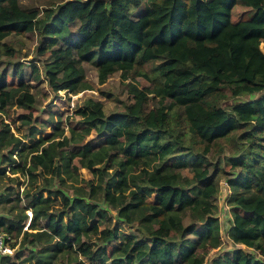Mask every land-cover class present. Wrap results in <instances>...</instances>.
<instances>
[{"label":"trees","instance_id":"1","mask_svg":"<svg viewBox=\"0 0 264 264\" xmlns=\"http://www.w3.org/2000/svg\"><path fill=\"white\" fill-rule=\"evenodd\" d=\"M236 5L250 16L232 19ZM25 32L47 52L53 91L91 89L87 61L99 83L119 71L132 100L105 113L88 96L76 124L69 114L44 135L21 63L16 85L0 72V112L27 109L18 119L28 125L17 135L0 120V231L20 235L1 264H203L222 243V179L233 247L210 264H264V0H63L41 10L0 0V55L15 51L6 36ZM30 64V79H42ZM92 130L104 135L97 146L86 141Z\"/></svg>","mask_w":264,"mask_h":264},{"label":"rangeland","instance_id":"2","mask_svg":"<svg viewBox=\"0 0 264 264\" xmlns=\"http://www.w3.org/2000/svg\"><path fill=\"white\" fill-rule=\"evenodd\" d=\"M63 0H19L20 5L26 9H38L41 10L47 6L56 4L57 2H61ZM144 3L140 6L132 8L131 15L132 17H137L144 9ZM251 14V10L243 5H236L232 9V19L236 20L240 17L247 18ZM78 27V22L75 21L71 24V30L74 31ZM4 41L14 48L13 55H0V72H5V82L7 86L16 85L17 84V76L15 75L16 67L14 66L15 62L21 63V67L23 68L25 74L24 79L29 82L30 91L35 95V103L31 109L32 112V121L31 123L37 126V128H41L42 134H47L51 130V125L56 122L57 119L62 118V122L64 123V118L72 114L76 105L82 103V101L88 97H94L96 99L101 100L103 104V110L105 113H109L114 110H119L125 103H128L132 100L131 95L128 93L126 80L120 78L119 71L111 74L104 82L99 83L97 80V74L95 67L87 61H84L83 67L85 72V78L91 84V89H85L78 92H65L64 90L53 91L46 81H44L43 77V61L47 58V52L40 54L37 52V45L39 43V36L36 32H25L23 34H14L11 33L4 38ZM35 63L39 66V72L41 75L40 80L30 79L31 73V64ZM135 81L138 83L140 87L150 86V82L141 76H137ZM252 97L257 96V93L250 95ZM246 97V96H243ZM10 108L6 112H0V120L5 122H9L11 125L12 131L17 135H24L28 130V125L24 124L18 119V115L22 112H27V109L22 107H18L16 105L9 106ZM76 115H73L68 119L69 124H76L78 121ZM65 132L68 133L67 126L65 124ZM86 141H90L94 146L102 143L104 141V135L97 134L93 130L86 136ZM224 168L231 175L234 174L233 170L229 169L227 163H224ZM79 174L82 178H91L92 174L90 171L84 167L79 168ZM182 173L186 175H190V172L187 168L182 169ZM13 175V174H10ZM8 182V184H13L14 189L16 190V185L12 182ZM221 182V180H220ZM220 192L215 199L218 204V209L216 214L219 217L220 227H221V236L222 243L219 248L210 249L204 258L203 264H210V259L214 255L222 254L226 252L230 255L232 250V244L229 243V239L227 237V226L231 215L229 212V206L225 202L226 194L229 192L228 186L225 183H221ZM13 189H9V191L15 192ZM21 189L19 188V191ZM14 195V194H13ZM3 206L0 204V208ZM187 219V218H186ZM185 219V220H186ZM128 229L127 227H124ZM189 237L194 238L193 235H189ZM19 240L20 235H15L13 232L12 239L9 241L11 245H13V251L10 255H14L19 250ZM117 242H113L109 245L108 250L111 252L114 245H117ZM244 247V246H243ZM245 248V247H244ZM249 249V248H245ZM21 250V249H20ZM22 255L27 253V250L22 249ZM258 253L255 250L249 249ZM4 255V254H3ZM15 257H11L9 261L3 264H12V260H15ZM56 264H72L68 263L60 256L56 259ZM1 264V263H0Z\"/></svg>","mask_w":264,"mask_h":264},{"label":"built area","instance_id":"3","mask_svg":"<svg viewBox=\"0 0 264 264\" xmlns=\"http://www.w3.org/2000/svg\"><path fill=\"white\" fill-rule=\"evenodd\" d=\"M226 183V181L224 179L221 180L220 184ZM220 185V189H221ZM229 189V188H228ZM220 192V190H219ZM26 213L28 215V219L31 216V211L29 209L26 210ZM28 224V220L26 221V223L24 224L23 228L25 229L27 227ZM13 236V232H7V231H0V254H10L13 251V245H11L9 243V241L12 239ZM239 245V244H237ZM85 264H89L88 262L85 261Z\"/></svg>","mask_w":264,"mask_h":264},{"label":"crops","instance_id":"4","mask_svg":"<svg viewBox=\"0 0 264 264\" xmlns=\"http://www.w3.org/2000/svg\"><path fill=\"white\" fill-rule=\"evenodd\" d=\"M231 215V214H230ZM228 220H229V222H227L228 223V226H227V229L229 228V226H230V222H231V217H230V219L228 218ZM229 239V238H228Z\"/></svg>","mask_w":264,"mask_h":264}]
</instances>
